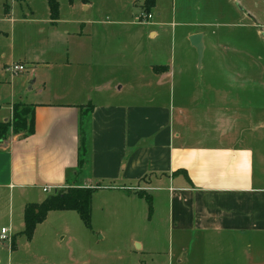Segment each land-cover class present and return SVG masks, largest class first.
Masks as SVG:
<instances>
[{"label":"crops","instance_id":"crops-1","mask_svg":"<svg viewBox=\"0 0 264 264\" xmlns=\"http://www.w3.org/2000/svg\"><path fill=\"white\" fill-rule=\"evenodd\" d=\"M4 8L9 17V6ZM125 24L130 26L60 34L69 74L57 79L58 101H2L7 106L0 122L10 118L13 104L33 105L34 132L0 144V223L20 230L25 204L35 203L44 187L54 193L101 185L92 200L101 193L112 219L134 213L145 218L146 200L138 192L150 198L149 221L164 209L176 253L197 251L220 264H264V138L253 141L246 133L253 115L264 113V76L190 74L192 50L184 44L176 59L174 43L200 35L204 50V36L192 29L198 23H180L186 30L176 31L159 14ZM47 55V49L25 45L10 65L23 64L36 76L50 69ZM37 81L41 94L47 81ZM86 105L89 158L80 170ZM198 118L203 132L193 134ZM11 244L9 253H0V264H24ZM150 246L146 251L152 252ZM60 255L44 256L41 263L69 264Z\"/></svg>","mask_w":264,"mask_h":264},{"label":"rangeland","instance_id":"rangeland-1","mask_svg":"<svg viewBox=\"0 0 264 264\" xmlns=\"http://www.w3.org/2000/svg\"><path fill=\"white\" fill-rule=\"evenodd\" d=\"M56 1V22L51 23L53 20L47 0H0V117L7 106L2 101H9L13 96L28 103L58 101L55 98L59 93L57 79L69 74L65 67L68 46L63 47L60 41V34L64 31H77L82 27L130 26L125 23L139 22V17L147 14L144 10L145 0ZM5 4L9 6V17L4 11ZM244 10L250 14L244 15ZM149 14L153 19L161 14V18L176 31L179 28L186 30V26L180 23H198L192 29L204 36V50L200 59L190 40L184 39V43L175 40L174 43L176 59L180 51H185L184 44L192 50L193 68L190 74L202 77L212 74L264 76V0H154ZM120 21L123 23L119 24ZM25 45L34 46L37 52L47 49L51 53L46 57L51 62L48 71H38L36 76L31 70L17 76L2 71L3 65L10 66L11 60ZM38 76L45 77L47 81L46 90L41 94L38 93L39 81L33 84L34 77ZM198 85L192 84L193 87ZM202 86L205 84L202 83L200 89ZM256 102L254 100V107ZM199 117L201 119L203 116ZM206 118L210 119L211 116ZM199 122V118L193 121V134L203 132L197 130L195 124ZM251 128L252 131L246 133L253 136V141L264 138V113L253 115ZM51 193V190L36 192L33 196L35 203H41ZM104 199L101 193L93 197L90 227L85 225L74 209L49 210L44 219L36 224L30 238L22 233L23 227L18 231L11 227V238L0 240V253H9L14 237L12 253H17L16 257L20 255L24 264H43L42 257L52 253H61L58 260L69 264H74L73 261L75 264L221 263L220 258L213 262L204 256L205 253L197 251L176 253L164 209L158 210L149 221L151 213L146 202L145 218L134 213L124 219H112L109 215L112 211L106 210ZM1 224L9 228L8 222L0 223V227ZM141 243L143 248L138 246ZM147 244L151 245L152 252L146 251ZM171 250L173 253H169Z\"/></svg>","mask_w":264,"mask_h":264},{"label":"trees","instance_id":"trees-1","mask_svg":"<svg viewBox=\"0 0 264 264\" xmlns=\"http://www.w3.org/2000/svg\"><path fill=\"white\" fill-rule=\"evenodd\" d=\"M51 19L57 17L58 4L56 0H47ZM154 6V0H145L144 10L149 14L150 8ZM6 10H8L6 6ZM157 70L158 68H154ZM89 105L82 107L80 117V138L78 146V168L85 169L89 158V137L87 132V124L89 122ZM86 107V108H85ZM34 106L26 103H15L11 107V116L8 120L0 122V144L11 135L18 137H27L34 132L33 119ZM103 186L97 185L91 187H68L58 190L48 195L41 203L25 204L23 210V229L28 238L31 237L36 224L44 219L49 210L55 209H74L78 212L80 218L86 226L90 227L91 220V200L92 195L97 189ZM138 195L143 197L149 205L151 211V201L148 195L138 192ZM11 246H14L12 240Z\"/></svg>","mask_w":264,"mask_h":264},{"label":"built area","instance_id":"built-area-1","mask_svg":"<svg viewBox=\"0 0 264 264\" xmlns=\"http://www.w3.org/2000/svg\"><path fill=\"white\" fill-rule=\"evenodd\" d=\"M151 18L150 14H146L144 16H140L139 19L140 21L144 22L148 19ZM11 75L16 76L18 74H21L23 72L26 71V68L23 64L20 63H14L11 64L10 66H8V68L6 69ZM56 189V188H54ZM51 190L50 187H44L43 188V192H49ZM11 235H10V229L7 227H1L0 229V239H10Z\"/></svg>","mask_w":264,"mask_h":264},{"label":"water","instance_id":"water-1","mask_svg":"<svg viewBox=\"0 0 264 264\" xmlns=\"http://www.w3.org/2000/svg\"><path fill=\"white\" fill-rule=\"evenodd\" d=\"M191 44L195 47V49L197 50V54L199 59L202 56V50H203V45L201 42V37L200 35H194L191 39H190Z\"/></svg>","mask_w":264,"mask_h":264}]
</instances>
